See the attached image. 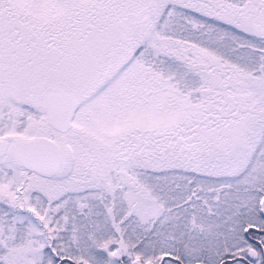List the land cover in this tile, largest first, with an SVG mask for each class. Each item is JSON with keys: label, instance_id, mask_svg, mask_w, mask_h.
<instances>
[{"label": "snow or ice", "instance_id": "snow-or-ice-1", "mask_svg": "<svg viewBox=\"0 0 264 264\" xmlns=\"http://www.w3.org/2000/svg\"><path fill=\"white\" fill-rule=\"evenodd\" d=\"M0 264H264V0H0Z\"/></svg>", "mask_w": 264, "mask_h": 264}]
</instances>
